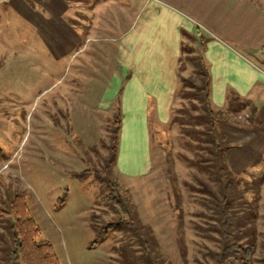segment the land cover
Returning a JSON list of instances; mask_svg holds the SVG:
<instances>
[{
  "label": "rangeland",
  "instance_id": "1",
  "mask_svg": "<svg viewBox=\"0 0 264 264\" xmlns=\"http://www.w3.org/2000/svg\"><path fill=\"white\" fill-rule=\"evenodd\" d=\"M197 2L200 7L189 10L193 21L238 48L264 76V0ZM76 10L72 20L81 15ZM108 19L114 23L117 17L96 18L101 32L92 34L86 56L81 51L76 59L55 60L39 42L29 49L35 38L14 11L3 17L10 45L0 49V207L25 193L41 241L54 246L61 264H222L220 200L226 193L233 200V240L253 243L252 264H264V150L245 170L233 162L228 175L237 181L227 186L209 151L187 131L190 124L203 130L208 125L197 122L206 104L192 93L194 83H203L200 64L192 59L199 48L189 53L185 46L171 123L151 124L149 174L131 178L114 165L107 168L116 112L94 109L116 67V50L108 45L112 34L103 40ZM32 51L36 55L28 56ZM243 108H222L216 117L227 118L221 125L226 138L250 148L248 141L258 134L249 129L261 124L254 119L241 128L251 116ZM135 149L139 156L143 146ZM9 225L0 215V264L7 263L12 242Z\"/></svg>",
  "mask_w": 264,
  "mask_h": 264
},
{
  "label": "crops",
  "instance_id": "2",
  "mask_svg": "<svg viewBox=\"0 0 264 264\" xmlns=\"http://www.w3.org/2000/svg\"><path fill=\"white\" fill-rule=\"evenodd\" d=\"M88 1L0 0V33L3 34L0 49L5 50L10 45L7 28L3 25L8 11H14L30 26L35 41L29 49H36L39 42L55 60L76 59L81 51L87 54L85 48L92 34L95 37V33L101 32L97 30L96 18L106 22L107 17H117L114 23L108 19L109 27L102 30L103 40L109 36L107 33L113 36L109 38L113 42L108 45L116 50V67L94 110L121 114L115 162L119 175L142 178L149 174L151 124L171 123L185 46L189 53L197 48L202 51L192 55V59L204 55L208 70L205 79L213 106L232 112L237 107H247L249 117L256 119L255 124H261L249 129L258 134L248 141L250 148L243 143L237 146L241 150H235L237 147L228 150L230 168H234L233 162H238L236 166L245 170L259 160L264 150V81H261L264 76L238 48L219 35L205 32L193 21L190 11L200 7L197 0H94L92 4ZM238 3L243 5V2ZM75 8L76 13L81 14L78 20L71 19L75 17ZM115 31L120 34L115 35ZM33 55L36 54L32 51L28 56ZM112 80H115L114 91L107 97ZM138 145L143 146L139 156L135 149Z\"/></svg>",
  "mask_w": 264,
  "mask_h": 264
},
{
  "label": "trees",
  "instance_id": "3",
  "mask_svg": "<svg viewBox=\"0 0 264 264\" xmlns=\"http://www.w3.org/2000/svg\"><path fill=\"white\" fill-rule=\"evenodd\" d=\"M200 64L199 73L203 75V83L201 85L193 84L196 87L192 93L202 98L206 104V113L199 114L198 121L208 122L206 129H197L201 124H190L188 132H195V138L201 142L197 146L201 149L209 151L208 160L213 161L216 171L219 176L224 179L225 184L236 182V177H229L228 172H231L227 152L233 147L239 146L232 143L221 133V125L226 123L227 118H218L219 108L213 106L210 100V94L207 90V80L205 79L207 74L206 61L203 53L195 58ZM238 109V110H237ZM242 109V106L237 107L235 111ZM254 118H250V123H253ZM215 120H218L216 124ZM251 124L243 125L241 128ZM121 129V114L116 112L112 121L111 129V145H110V157L108 158L106 165L107 168L115 166L119 138ZM232 197V196H231ZM113 200H120V197L114 196ZM233 200L230 199V195H224L220 200L221 209L220 216L223 223V238L224 244L221 250V261L227 264H252L253 254L255 252V246L253 243L244 244L233 240L234 234L229 231V227L234 223V213L230 210V206L233 204ZM252 206V205H251ZM0 215L9 219V231L11 234L12 242L8 249V257L6 264H61L60 258L50 242L41 241V227L34 218L29 203L27 201L26 194L23 192L15 193L10 199L7 208L0 207ZM253 212L248 213L247 217L252 222L251 216ZM248 223L243 221V224ZM247 228H253V225L247 226ZM253 231V230H251ZM228 258L227 260H225Z\"/></svg>",
  "mask_w": 264,
  "mask_h": 264
}]
</instances>
